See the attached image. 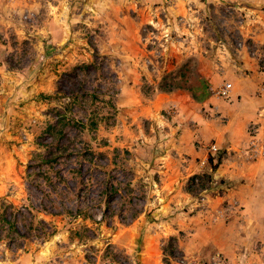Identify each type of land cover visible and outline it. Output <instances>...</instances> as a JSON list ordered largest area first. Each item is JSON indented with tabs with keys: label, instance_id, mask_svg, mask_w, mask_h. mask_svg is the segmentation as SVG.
I'll return each instance as SVG.
<instances>
[{
	"label": "rangeland",
	"instance_id": "374dc122",
	"mask_svg": "<svg viewBox=\"0 0 264 264\" xmlns=\"http://www.w3.org/2000/svg\"><path fill=\"white\" fill-rule=\"evenodd\" d=\"M262 52L264 0H0V264H264Z\"/></svg>",
	"mask_w": 264,
	"mask_h": 264
},
{
	"label": "built area",
	"instance_id": "2783aa9c",
	"mask_svg": "<svg viewBox=\"0 0 264 264\" xmlns=\"http://www.w3.org/2000/svg\"><path fill=\"white\" fill-rule=\"evenodd\" d=\"M258 61L260 63L261 70L264 74V52H262L258 55ZM231 90H232V84L230 82H225V83H222L221 85L218 86L215 93L219 97L228 98L230 93H231ZM257 92L259 95L264 96V80L260 84ZM208 148H209L211 153H215L218 150L215 144L209 145ZM249 148H250L249 151H247V153H246L247 156H252V155H255L257 153H260L264 156V147H260L255 142L254 139L250 140V147Z\"/></svg>",
	"mask_w": 264,
	"mask_h": 264
},
{
	"label": "crops",
	"instance_id": "0c3cea01",
	"mask_svg": "<svg viewBox=\"0 0 264 264\" xmlns=\"http://www.w3.org/2000/svg\"><path fill=\"white\" fill-rule=\"evenodd\" d=\"M244 78H238V79H236L235 81H234V86H233V89L231 90V93H230V96L231 97H236V96H238V95H246V96H250V95H252L254 92H255V90L257 89V87H256V84L255 83H250L249 81L246 83V81H244L243 80ZM238 80V81H237ZM158 95H162V96H164V99H165V96H168V95H170V96H173V97H175L177 100H178V103H183L184 102V100H183V98H189L188 97V95L186 94V93H182V94H180V92H172V93H167V92H161V93H159ZM207 98V101L208 102H210V103H212L213 101H212V98H211V95H208L207 97H205V99ZM173 102H175L174 100H172ZM248 104V103H247ZM246 107V109L247 108H249L250 107V109L252 108L251 107V104H248L247 106H245ZM245 109V110H246ZM245 112V111H244ZM244 112H242V113H237V115H238V117H239V119L240 120H244V119H242V118H240V116L239 115H242V114H244ZM235 113V114H236ZM236 115V116H237ZM243 118H245V117H243Z\"/></svg>",
	"mask_w": 264,
	"mask_h": 264
},
{
	"label": "trees",
	"instance_id": "16d2710c",
	"mask_svg": "<svg viewBox=\"0 0 264 264\" xmlns=\"http://www.w3.org/2000/svg\"><path fill=\"white\" fill-rule=\"evenodd\" d=\"M216 167V165L215 166H213V168H215Z\"/></svg>",
	"mask_w": 264,
	"mask_h": 264
}]
</instances>
